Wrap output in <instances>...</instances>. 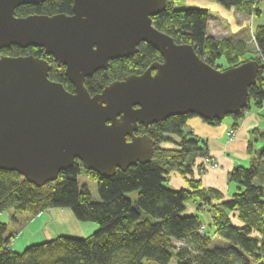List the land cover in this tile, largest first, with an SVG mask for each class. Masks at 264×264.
<instances>
[{
  "label": "trees",
  "instance_id": "16d2710c",
  "mask_svg": "<svg viewBox=\"0 0 264 264\" xmlns=\"http://www.w3.org/2000/svg\"><path fill=\"white\" fill-rule=\"evenodd\" d=\"M165 1V9L152 17V24L175 43L192 46L202 60L218 70L251 61L258 64L256 82L248 89V107L228 116L235 129L249 107H260L264 100V24L254 29L258 56L248 57L245 41L217 39L207 34L206 9H175L178 0ZM218 2L245 15H260L255 0ZM71 7L72 0H46L16 8L15 16L71 14ZM137 49L135 54L109 61L105 70L85 78L88 93H98L113 81L139 75L151 64L162 62L161 55L150 44L141 42ZM2 56H33L47 61L48 78L73 92L64 67L57 65L43 49L10 46L0 50ZM221 57L225 66L216 64ZM192 116H171L146 127L138 126L135 135L154 141L150 161L137 163L125 171L116 169L111 177L99 176L75 162L60 172L55 181L36 187L15 172L0 170V212L17 210L35 216L51 208H68L78 221L99 226L83 239L59 236L15 252L8 246L14 233H7V224L0 221V264H264V148L248 167H236L230 172L229 182L236 190L226 200L221 201L218 192L205 190L200 181L187 177V188L164 185L173 170L191 174V158L203 151L200 141L184 131L187 119ZM205 122L214 125L220 121ZM89 178L97 183L98 202L91 200ZM131 191H137L135 207L125 196ZM186 201H195L199 211L204 204L209 205L212 232H205L199 215H182ZM213 201L221 202L213 204ZM230 214L242 227L231 224ZM216 236L230 246L211 247Z\"/></svg>",
  "mask_w": 264,
  "mask_h": 264
},
{
  "label": "water",
  "instance_id": "95a60500",
  "mask_svg": "<svg viewBox=\"0 0 264 264\" xmlns=\"http://www.w3.org/2000/svg\"><path fill=\"white\" fill-rule=\"evenodd\" d=\"M45 1L0 0V50L43 49L64 67L73 92L48 78L43 59L0 57V170L36 187L75 162L111 177L150 161L154 141L135 135L138 126L186 114L222 121L248 107L258 64L218 70L175 43L152 24L165 0H72L71 14L15 16L16 8ZM141 42L162 62L90 95L84 79L135 54Z\"/></svg>",
  "mask_w": 264,
  "mask_h": 264
},
{
  "label": "crops",
  "instance_id": "0c3cea01",
  "mask_svg": "<svg viewBox=\"0 0 264 264\" xmlns=\"http://www.w3.org/2000/svg\"><path fill=\"white\" fill-rule=\"evenodd\" d=\"M188 1H193L201 5L199 8L208 11V35L217 39L243 40L246 42L247 47L249 43L247 42L249 35L247 29L244 27L240 28L233 22L225 20L226 9L223 10L221 5L212 3L210 0ZM257 8L260 10L259 5ZM263 14L264 9L260 10L259 18ZM225 27H228L229 32H226ZM217 35L223 36L219 37ZM253 44L255 45V43ZM216 64L220 66L226 65L225 60L222 63L220 59L216 61ZM233 124L234 122L231 118L222 120L214 125L208 124L197 116L188 118L184 131L200 141L203 151L191 158V174L182 175L178 170H173L169 173L166 180L167 186L172 189L187 188L185 179L187 177L200 181L201 188L205 190L218 192L222 196L221 201L228 199L236 190L235 185L229 182L230 172L236 167H248L259 150L264 148V100L260 107L252 105L249 107L243 119L235 127L234 139L229 140L226 133L234 129ZM205 156L215 158L219 166L214 169H207L204 173H201L199 167ZM221 201H213V204ZM200 209L206 213V216H210L208 212L210 209L209 205L204 204ZM0 215H3V213L0 212ZM22 215L19 214V217H24V219L19 221L18 215L14 214L15 221H12L16 225L18 232L15 233L8 246L15 252H20L34 240H40V243H42L59 236L83 239L89 236L87 234L90 231L95 230L93 226L86 224L89 222L78 221L68 208H51L35 216ZM0 221L7 224L2 219ZM209 230L212 232L213 227H210ZM25 232L26 234H24ZM15 238L22 240L16 242ZM262 255L264 260V250Z\"/></svg>",
  "mask_w": 264,
  "mask_h": 264
},
{
  "label": "rangeland",
  "instance_id": "374dc122",
  "mask_svg": "<svg viewBox=\"0 0 264 264\" xmlns=\"http://www.w3.org/2000/svg\"><path fill=\"white\" fill-rule=\"evenodd\" d=\"M210 1L212 3H215V4H219L218 0H210ZM255 3H257V5H259L260 10L264 9V0H255ZM199 7H201V5L196 4L193 1H188V0H178V1H176L174 3V8L175 9L199 8ZM225 9L226 8L223 7V10H225ZM225 20H229V22L230 21L233 22V24L238 25L240 28L244 27V28L247 29V33L249 34L248 35V41H247L249 43L247 44V49H248L250 54H247L246 56H248V57L249 56H258V52L256 50V47L253 44L254 43L253 35H254L255 27L258 24H264V14L261 16V18H259L257 16L254 17L252 15H245L244 13H240V12H238L235 9L232 8V9H226ZM224 24H225V22H224ZM207 25H208V23H207ZM225 28H226V32H229L228 27H225ZM217 36L221 37L223 35H217ZM251 47H252V49H251ZM220 60L223 63L224 58L221 57ZM228 118H230V117H225L223 120H226ZM87 185H88L89 193H90V196H91V200L93 202H98L100 200V198H99V195H98V192H97V183H96V181H94L93 179L89 178V179H87ZM164 185H167L166 181L164 182ZM125 196L131 201L132 206L135 207V203H136V199H137V191L128 192V193L125 194ZM184 206H185V208H184V210L182 212V215H192V214L199 215L201 217L203 227L206 228L205 232L206 231L210 232V230H209V228H210L209 227V225H210L209 217H211V214H210V216H208V215L206 216V213L202 212L201 210L200 211L197 210V203L195 201H186L184 203ZM9 212H11V213H9ZM2 213H3V215H0V220L2 219L3 221H6V223H7V232H9L10 234L14 233V236H15V233L18 232V231H17L16 225L12 222V216L14 214L18 215V220L21 221V220L24 219V217L20 218L19 214H23L22 216H26L28 214L24 213V212L17 211V210H10V211H5V212L3 211ZM230 217H231V224L232 225H234L236 227H242L241 222L238 221V219L236 217L233 218L232 214H230ZM18 223H21V222H18ZM86 224H90V226H93V228L95 229L93 231H90L87 235H91L92 233H94L99 228L98 224H96V223L89 222V223H86ZM24 234H26V232ZM16 236H17V234H16ZM258 238L260 239L261 237L258 236ZM21 240L22 239L18 240V239L15 238L16 242L21 241ZM39 243H40V240H34L29 245H34V244H39ZM178 244H181V243L178 242ZM229 246H230V244L226 240L214 238L213 241H212V246L211 247L227 248ZM144 264H148V263L144 262ZM171 264H173V263H171Z\"/></svg>",
  "mask_w": 264,
  "mask_h": 264
},
{
  "label": "built area",
  "instance_id": "2783aa9c",
  "mask_svg": "<svg viewBox=\"0 0 264 264\" xmlns=\"http://www.w3.org/2000/svg\"><path fill=\"white\" fill-rule=\"evenodd\" d=\"M262 61H263V64H264V60H262ZM263 76H264V73H263ZM226 135H227L229 140H233L234 136H235V129L229 130L226 133ZM218 166H219V163H218V161L215 158H211L209 156H205L203 158L202 164L199 167V170H200L201 173H204L207 169H214V168H217ZM201 230H202V228H201ZM178 245H181V244H178Z\"/></svg>",
  "mask_w": 264,
  "mask_h": 264
},
{
  "label": "flooded vegetation",
  "instance_id": "af4514ba",
  "mask_svg": "<svg viewBox=\"0 0 264 264\" xmlns=\"http://www.w3.org/2000/svg\"><path fill=\"white\" fill-rule=\"evenodd\" d=\"M153 73H154V71H153ZM78 163H80V162H78Z\"/></svg>",
  "mask_w": 264,
  "mask_h": 264
}]
</instances>
